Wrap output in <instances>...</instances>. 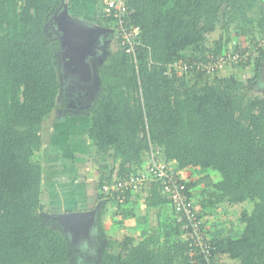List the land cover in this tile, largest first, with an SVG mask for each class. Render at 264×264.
Segmentation results:
<instances>
[{
  "label": "trees",
  "instance_id": "16d2710c",
  "mask_svg": "<svg viewBox=\"0 0 264 264\" xmlns=\"http://www.w3.org/2000/svg\"><path fill=\"white\" fill-rule=\"evenodd\" d=\"M124 1L128 25L138 28L135 61L115 35L117 49L110 53L106 46L89 105L72 101L69 109L52 21L64 0H0V264H71L66 235L42 203V166L35 157L59 98L64 111L88 117V157L99 169L98 187L114 180L115 170L117 180L142 173L151 150L175 171L199 168L207 171L205 178L218 172L220 180L209 183L208 197L198 205L243 206L237 217L243 229L237 238L210 239L211 258L264 264V95L252 94L261 89L264 68V9L258 0ZM95 20L114 27L102 8ZM259 45L252 60L225 62L229 53ZM181 62L192 68L180 74ZM237 68L250 76L239 79L232 73ZM182 182L196 208L195 183ZM132 193L100 199L123 196L124 203ZM150 193V199L167 202L158 183ZM198 215L208 233V215ZM97 221L102 230L100 216ZM175 230L177 237V223ZM158 241L111 240L120 250H104L100 264L203 263L184 240L173 237L155 253L149 245Z\"/></svg>",
  "mask_w": 264,
  "mask_h": 264
},
{
  "label": "crops",
  "instance_id": "0c3cea01",
  "mask_svg": "<svg viewBox=\"0 0 264 264\" xmlns=\"http://www.w3.org/2000/svg\"><path fill=\"white\" fill-rule=\"evenodd\" d=\"M98 1L99 0H72L70 10L74 8L75 11L72 10V13L70 15H77V17L95 21V15L99 11L100 6ZM67 2L68 0H64V5H66ZM246 72L249 73L244 69H232L233 75H235L239 79H244L246 77ZM262 81H264V68L262 79L259 83L260 87L264 86ZM80 104L83 105L82 103ZM69 107V109H72L73 106L69 105ZM73 114L76 115V117H82V120H74L73 122L71 121L72 126L77 127V124H79L81 126L82 132H84L86 126H89L88 117L81 114L77 115L76 112H74ZM82 132L80 135H82V137L84 138V134ZM69 136L71 137L70 134ZM73 136L74 135H72V137ZM76 136L78 137L79 135H75V137ZM75 144V149L71 150V160H67L63 168L61 164L59 168H57V162L59 163L61 161L58 157L53 161V164L56 165L57 172L55 173L53 182L50 183L51 189L47 198V201L51 208H49L48 205H46L45 207L46 210H49L48 215L60 214L65 212L96 210L94 225L91 226L85 233H83L84 235H82V237L84 238V240L82 241V245L78 246L80 248L79 254L81 255V260L82 262H84V264H100L101 255L104 250L108 251L109 253H118L120 250L119 247L109 245V243L111 240L119 241L123 237L134 239V244L145 241L147 238L155 237L156 239H159V241L156 242L157 245H149L150 250H153L155 253L157 252L158 246L163 247V242H169L173 237L177 238L180 241H183L181 231H179V235H177V237L175 236L176 222L174 221L172 206L169 203L167 197L160 192L163 195L162 197H165L162 200L165 201V199H167V202H158L159 199H156L154 201L149 198L151 196L150 190L152 188V185L128 195L124 203L122 202L123 204L121 202L114 201L112 199L110 200L105 197L100 199L99 187L97 186L100 178V172L96 164L88 160L89 146L87 140L84 139L81 144L80 141H77ZM147 163L148 160L143 165H141L140 170H145ZM115 172L116 170L113 173V179H117L115 176ZM180 173L182 178L187 180L188 183H195L191 186L190 190L192 192L194 200L198 201L197 187L200 183V180L197 179L198 176H202L204 178V175L202 174L204 173V171L199 168H194L181 170ZM211 174L212 173H209V178L214 177L211 176ZM56 176L58 178H56ZM77 177H79V182H77ZM59 178V181L62 182L55 183ZM218 181L219 180L215 182ZM208 186L210 188L209 184ZM201 193L204 196V192L201 191ZM61 198L63 202L57 206V203ZM200 203H203V200H201V202H198V204ZM102 206L103 213H101ZM196 206L199 207V212L205 213L207 215L208 213L211 214L209 218L207 217L208 236L210 237V239L218 238L215 235L216 233H213L212 226L217 224L213 217L217 216L219 214V211L223 210V207L228 205L224 204L218 205L216 207L206 206L203 208H201L202 206L197 204ZM234 206L237 207L238 205ZM238 207L240 211L243 208V206L241 205ZM98 216H100L101 218V225L103 226V230H99L100 223H98L97 221ZM242 229L243 224L237 223L234 227L233 235H229L228 233L226 235V238L239 237ZM98 230L100 232V235H95V241H93V236H91L90 233L92 232V234L94 235L98 233ZM70 234L71 233H69V235ZM116 235H119L118 239H111V236ZM90 236L91 238H89ZM96 239L99 240L101 244L97 245L98 241L96 244ZM86 242L90 243L92 248L85 247V245H87ZM94 242L95 245H93ZM218 260L221 264H230L226 259ZM107 264L115 263L114 261L110 260L107 262Z\"/></svg>",
  "mask_w": 264,
  "mask_h": 264
},
{
  "label": "built area",
  "instance_id": "2783aa9c",
  "mask_svg": "<svg viewBox=\"0 0 264 264\" xmlns=\"http://www.w3.org/2000/svg\"><path fill=\"white\" fill-rule=\"evenodd\" d=\"M102 11L107 18L113 19L115 35L119 39V45L124 52L132 57L135 61L136 46L135 41L138 35V28L128 25L125 18L126 3L124 0H99ZM240 45V44H239ZM241 47H245L242 45ZM249 51L245 54L233 51L229 53L226 61L236 64L240 59H251L258 55V48L249 47ZM245 49V48H244ZM223 64V63H222ZM228 64V63H226ZM191 65L183 64L177 66L180 74H184ZM157 153L151 150L150 159L146 165L145 170L137 175H132L128 180L114 179L111 182L104 183L101 186L102 195H123L126 191H140L154 183L159 184L160 192L166 196L173 205L174 221L180 226L184 242L191 247L197 249L201 257H203L202 264H221L219 260L211 258L209 236L206 230L200 228V219L196 208L193 207V201L186 196V189L182 182L180 171H175L169 167L168 163L161 162L156 159ZM100 191V190H99ZM124 200L123 196L118 198V202ZM194 253L191 252L190 256Z\"/></svg>",
  "mask_w": 264,
  "mask_h": 264
},
{
  "label": "rangeland",
  "instance_id": "374dc122",
  "mask_svg": "<svg viewBox=\"0 0 264 264\" xmlns=\"http://www.w3.org/2000/svg\"><path fill=\"white\" fill-rule=\"evenodd\" d=\"M261 7L264 9V0H258ZM101 6H99V10H101ZM73 11L74 8L72 9ZM72 10L70 11V14L72 13ZM85 15V14H83ZM254 17V16H253ZM56 27V26H55ZM54 31L58 33V36L60 34V32L58 31L57 28H54ZM115 37V34H114ZM218 37V33L216 32L215 34H212L211 36H209V40L210 42H213L214 40H216ZM111 40V39H110ZM116 39L113 40L112 38V42H110L109 46H108V51L110 53L115 52V50L117 49V44L115 43ZM259 41V38L258 40ZM106 54L108 55L109 53L106 52ZM106 54H103L102 58L99 59L101 60L100 63L103 61V59L105 58ZM229 68H227L226 73H231V64H229ZM92 72L94 73V71L92 70ZM95 74V73H94ZM245 78H248L250 76V73H245ZM241 77V76H240ZM97 80V79H96ZM264 84V81H262ZM97 85L98 83L96 82L95 86L93 88L95 92L97 89ZM252 94L254 95H264V86H261V89L257 88L254 89L252 91ZM76 96H69L68 97V104L71 105L72 101H74L75 103H81L80 100L77 98L76 100ZM93 98V96L91 95L89 97L88 100L85 101V103H89V101ZM62 101H65L63 98H59L58 101V105H57V109L54 110V112L51 114V116L45 121V123L43 124V129H42V141H43V145L41 147V150L36 154V160H38L41 163L42 166V195H41V199H42V203L44 206L48 205L49 208L50 205L47 201L48 195L50 193V183L53 182L54 180V176L56 171V165H54L53 161L58 157L61 161L58 163L57 162V168H59L60 164L62 166V168L64 167L65 163L67 160H71V150L75 149V143L77 141H80V144L84 141V139H86L87 136V128L88 126H86L85 131L82 132L81 130V126L79 124H77L76 126H72L71 121L73 122L74 120L76 121H81L82 117H76V115H74L73 113H71L70 110L68 109H63V107H61L62 105ZM79 101V102H77ZM78 115V113H77ZM76 117V118H75ZM81 118V119H80ZM87 118V117H86ZM81 132L84 134V138L82 137ZM69 134L71 135V137L69 136ZM72 135H74L72 137ZM75 135H79L78 137ZM75 138V140H74ZM56 156V157H55ZM90 160V159H88ZM72 171V169H71ZM204 173H202L203 175H206V170H203ZM211 172V178H203L202 176L199 177L197 180H200V183L198 184V192H197V199L196 200V204L198 205V202H201V200L207 198V192H209V186L208 184L211 182H215L217 180H220V175L218 172H213V171H209ZM56 178H58L56 176ZM215 178V179H214ZM60 178L58 179V181H56L55 183L58 182H62L59 181ZM196 180V181H197ZM77 182H79V177H77ZM211 186V185H210ZM99 195L102 193L101 192V187H99ZM201 191L204 192V196L202 195ZM77 199V197H76ZM62 198L60 199V201L57 203V206L62 203ZM196 210L197 212H199V207L196 206ZM67 213V212H65ZM234 213V214H233ZM240 214V209L237 206H225L223 207V210L219 211V214L215 217H213L216 221V225L212 226L213 227V233H216V237L218 238H226V235L229 233V235H233V230L234 227L236 226V224L238 223L237 221V217ZM48 215V214H47ZM51 215V214H50ZM56 215V214H53ZM211 216V214L208 213V218ZM204 222H206V218L202 217ZM53 220V219H52ZM208 221V220H207ZM101 229L103 230V226L101 225ZM119 230V229H118ZM64 234L66 235L67 241H68V247H69V252H70V263L71 264H84V262H82L81 260V255L79 254V245H82V241L77 242L76 240H74L71 235L68 234V232H66L63 229ZM92 237V240L95 241V235L99 236L100 232L98 230V233L96 234H92V232L90 233ZM90 236V238H91ZM118 239L119 235L116 236H111V239ZM98 241V244H97ZM87 245H85V247L88 248H92L90 243H87ZM96 244L99 245L101 244L99 240L96 239ZM93 245H95V242L93 243ZM105 245V243H104ZM221 260V259H220Z\"/></svg>",
  "mask_w": 264,
  "mask_h": 264
},
{
  "label": "water",
  "instance_id": "95a60500",
  "mask_svg": "<svg viewBox=\"0 0 264 264\" xmlns=\"http://www.w3.org/2000/svg\"><path fill=\"white\" fill-rule=\"evenodd\" d=\"M54 25L60 32L58 36L60 54L63 55L61 60L62 74L69 70L86 71L88 64L86 62L87 48L96 43L97 36L107 33H113L112 30L98 26L94 21L87 20L70 15L67 6L62 5L58 13L52 19ZM107 42H110L107 41ZM96 210L75 211L60 213L56 215H47L53 220L58 221L61 228L70 233H85L94 225Z\"/></svg>",
  "mask_w": 264,
  "mask_h": 264
},
{
  "label": "flooded vegetation",
  "instance_id": "af4514ba",
  "mask_svg": "<svg viewBox=\"0 0 264 264\" xmlns=\"http://www.w3.org/2000/svg\"><path fill=\"white\" fill-rule=\"evenodd\" d=\"M94 23H96V22H94ZM100 27L112 30L113 33H111V32L108 34L106 33L105 37H104V35L97 36L96 43L92 44L90 47L87 48L86 54L89 52L90 55L89 54L87 55L86 62L89 66L88 70L90 68V72L88 73L84 70L83 71L69 70L63 74L64 80L69 82L67 84V88L65 89L66 94L68 96H76L80 100L81 103H84L86 100H88V97H90L91 95L93 96V91L95 89L93 87L95 86L96 82L98 83L97 74H94V73L96 72L97 66L100 64L101 60H99V59H101L103 54L106 53V46L109 45L110 42H112V38H113V40L115 39V37H114L115 30H114L113 25H109V26L103 25ZM57 35H58V33H57ZM59 36H60V34H59ZM109 40H110V42H107ZM60 58L62 61L64 60L62 53L60 54ZM92 70L94 71V73L92 72ZM77 98H76V100H77ZM77 102H79V101H77ZM69 233L70 232H68V234ZM73 234L71 233L70 235L77 242L84 240V238L82 237V235H84L83 233H73Z\"/></svg>",
  "mask_w": 264,
  "mask_h": 264
}]
</instances>
